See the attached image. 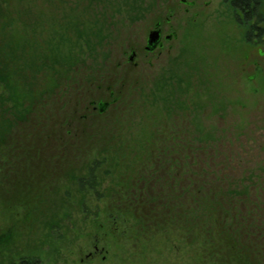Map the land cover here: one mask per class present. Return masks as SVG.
Wrapping results in <instances>:
<instances>
[{
    "label": "rangeland",
    "instance_id": "374dc122",
    "mask_svg": "<svg viewBox=\"0 0 264 264\" xmlns=\"http://www.w3.org/2000/svg\"><path fill=\"white\" fill-rule=\"evenodd\" d=\"M60 1L25 2L28 15L40 16V21L34 24L28 21L30 45L35 42L38 47L40 44L52 47L50 53L53 56L40 67L53 68L42 76L46 84H52V89L40 100V112L39 108H36L37 112L32 108L28 110L30 120H27V115L16 119L21 125H29L36 115L44 118V121L34 125L37 129L30 130L33 131L30 137L38 141L49 156L60 153L59 159L50 160L59 168L54 171L51 182L36 203L30 197L24 198L26 202L22 201L20 205L10 197V193L6 194V198L0 195V264H19L23 258H34L38 264H233L214 261V257L203 259L202 255L194 252L193 246L167 231L150 232L138 239L133 230L125 234L120 229L113 230L109 226L112 222L109 217L111 203L122 183L119 178L132 174L131 167L126 166L129 163L126 160L123 163L121 158L116 161H109L108 158L99 170L101 181L98 194L96 190L79 188L75 177L87 173L86 164L80 160L78 152L67 155V151L76 148L72 142L85 123L90 124L88 128H93L95 123L98 125L103 120L121 118L125 125L124 143L115 148L114 142L119 141L116 138L97 139L93 143L87 140L82 147L92 148L87 153L91 158L104 156L98 154L101 149L111 155L113 149L121 151L119 156L126 154V146L130 144L128 139H151L157 126L160 131L172 134L170 149L172 144L182 149L187 136L191 144L189 156L192 158L189 167L193 162L200 172L206 167L222 169L234 178L232 182L237 184L236 190L243 191L236 178H242L246 169L236 166L233 161L239 163L241 159H246L247 152L240 150L237 159H230L240 148L234 141L237 133L231 129L235 124L231 117L237 108L238 95L231 70L222 80L220 76L224 68H206L212 76L211 80L207 79L208 85L202 82V68H160L158 73L153 68H98L104 64L101 60L107 55L106 49L121 46L123 41L119 37L127 34L126 38L136 32L142 36L152 26L153 9L144 7L149 0H71L69 4H61ZM222 12L218 16H230L226 8H222ZM138 16L142 18L134 20ZM210 16L215 15L210 13ZM70 20L79 25L80 33L70 30ZM210 28L213 30L204 31L203 26L196 25L186 30L193 37L189 53L205 57L218 54L216 41L207 40L209 46L202 41L201 33L219 32L213 26ZM183 31L184 28L181 29ZM28 45L29 42L27 50L30 51ZM107 53L110 54V50ZM111 91H114L113 96L108 95ZM216 95L222 104L215 101ZM9 98L7 105L12 111L21 108L17 102H22V98L18 99L15 95ZM114 98H118L117 103L103 114L99 110L93 111L90 104L92 100L98 104L101 100L111 101ZM189 105L192 115L190 119H185L184 111ZM219 112L222 120L217 116ZM218 123L223 128L220 132L215 127ZM237 125L242 127L244 123L240 125L238 122ZM10 132L4 131L3 134ZM240 138L246 139L244 135ZM198 143L205 149H195ZM62 149L66 151L65 160H62ZM181 149L174 153L178 154ZM50 161L44 165L50 167ZM156 172L164 174L162 168ZM118 173L121 174L119 177ZM17 174L12 171L6 181L11 180L12 184L19 181L20 174ZM139 179L146 185L144 179ZM199 242L201 245L203 238ZM250 258L248 263L255 264L254 255L251 254Z\"/></svg>",
    "mask_w": 264,
    "mask_h": 264
},
{
    "label": "trees",
    "instance_id": "16d2710c",
    "mask_svg": "<svg viewBox=\"0 0 264 264\" xmlns=\"http://www.w3.org/2000/svg\"><path fill=\"white\" fill-rule=\"evenodd\" d=\"M26 1L0 0V195L6 198V194L10 193V197L20 205L22 201L26 202L24 198L32 197L34 203L40 201L44 188L51 182L54 171L59 168L50 160L60 157V153L49 156L40 147V143L30 137L33 132L30 130L37 129L34 125L44 121V118L36 115L29 125L16 122V119L25 115L30 120L28 110L32 108L34 112L39 108L40 112V100L52 89V84H46L42 76L53 68H40L53 56L50 53L52 47H45L44 44L38 47L35 42L30 45L32 42L27 37L28 21L34 24L40 21V16L28 15ZM64 2L71 0L60 1L61 4ZM69 26L70 30L81 32L75 21L70 20ZM28 42L30 51L27 50ZM14 95L23 99L22 102H17L21 104V108L16 111H12L7 105V99ZM123 122L121 118L115 121L103 120L98 125L95 123L93 128H88L90 124L85 123L72 142L76 148L67 151V155L78 152L80 160L86 164L87 173L75 177L79 188L96 190L98 194L101 181L99 170L108 158L109 161L121 158L123 163L125 160L129 163L126 166L131 167L132 174L119 178L122 183L111 203L110 228L116 231L120 229L123 234L133 230L132 233L138 239L150 232L156 234L167 231L193 246L194 252L202 255L200 257L203 259L214 257L213 260L220 263L250 264L248 262L252 254L255 264H264L262 239L256 235L253 237L248 228L249 217L241 211L245 200L239 199L241 191L236 190L237 184L232 182L229 174H223L221 170L206 167L200 172L193 162L187 176L182 149L177 154L179 157L173 158L170 149L172 134H166L156 126L151 139H128L130 144L126 146V154L119 156L121 151L117 149H113L112 155L104 149L99 150L98 154L104 155L102 157L91 158L87 154L92 149L82 147L87 140H92L93 143L97 139L116 138L119 141L114 142L115 148L120 143L123 144ZM9 130V134H3ZM42 145L44 147L43 143ZM46 145L50 146L47 142ZM65 152L63 151L64 155ZM64 155L62 160L67 156ZM47 161L53 167H46L44 163ZM161 168L164 170L163 175L156 172ZM12 171L20 174V180L13 184L11 180L6 181ZM116 175L119 177L121 174ZM139 178L144 179L146 185ZM27 202L29 203L28 200ZM201 238L203 242L199 245ZM19 264L38 263L34 258H23Z\"/></svg>",
    "mask_w": 264,
    "mask_h": 264
},
{
    "label": "flooded vegetation",
    "instance_id": "af4514ba",
    "mask_svg": "<svg viewBox=\"0 0 264 264\" xmlns=\"http://www.w3.org/2000/svg\"><path fill=\"white\" fill-rule=\"evenodd\" d=\"M144 7L153 9L152 26L146 34L140 36L136 32L126 38L127 34L119 37L123 41L121 46L119 43L118 49H106L105 55L108 57L106 55L107 58H100L104 64L98 68H153L157 69V73L160 68H202L200 74L204 83H208L207 79H212L206 68H224V73L220 76L222 80L228 70H231L234 87L238 90L237 108L231 117L235 124H232L231 129L237 133L234 141L236 140V147L240 148L235 150L234 157L230 159H237L241 151L247 152L246 159L242 157L241 161L238 160L239 163L233 161L236 166L246 169L242 178H236L243 187L239 199L245 200L241 211L249 217V230L256 236H262L263 233L261 239L264 242V0H149ZM222 8H226L230 16H218L223 13ZM210 13L215 16H210ZM140 17L142 18L138 16L134 20ZM196 25L203 26L204 31H212L210 26L219 31L217 34L201 33L205 46L210 45L208 41H216L218 54L215 57L189 53L193 37L186 30ZM152 31H157V38L149 43ZM107 50H110V54ZM212 71L215 74V70ZM108 95L113 96L114 91ZM216 96L215 101L222 104L218 95ZM117 100L118 98L101 100L98 104L96 100H92L90 104L93 105V111L103 112L117 103ZM184 112V118L190 119L191 106ZM220 114L221 112L217 116L222 120ZM238 122L244 125L238 127ZM215 127L219 132L223 129L220 123ZM243 135L246 139L241 140ZM181 146L183 165L188 176L191 144L187 136ZM194 147L205 149L200 143ZM180 149L172 144V155L179 157L174 151Z\"/></svg>",
    "mask_w": 264,
    "mask_h": 264
},
{
    "label": "water",
    "instance_id": "95a60500",
    "mask_svg": "<svg viewBox=\"0 0 264 264\" xmlns=\"http://www.w3.org/2000/svg\"><path fill=\"white\" fill-rule=\"evenodd\" d=\"M157 38V31H152L149 38V43L154 42V40Z\"/></svg>",
    "mask_w": 264,
    "mask_h": 264
}]
</instances>
